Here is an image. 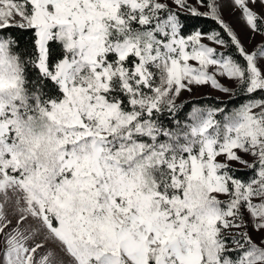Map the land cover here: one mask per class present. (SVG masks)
I'll use <instances>...</instances> for the list:
<instances>
[{
	"label": "snow or ice",
	"instance_id": "obj_1",
	"mask_svg": "<svg viewBox=\"0 0 264 264\" xmlns=\"http://www.w3.org/2000/svg\"><path fill=\"white\" fill-rule=\"evenodd\" d=\"M0 264H264V0H0Z\"/></svg>",
	"mask_w": 264,
	"mask_h": 264
},
{
	"label": "rangeland",
	"instance_id": "obj_2",
	"mask_svg": "<svg viewBox=\"0 0 264 264\" xmlns=\"http://www.w3.org/2000/svg\"><path fill=\"white\" fill-rule=\"evenodd\" d=\"M225 18L229 19V20H232L234 23H236L235 20H234V17H232L228 12L225 13ZM236 27H237L238 30H240V26H239L238 23H236Z\"/></svg>",
	"mask_w": 264,
	"mask_h": 264
},
{
	"label": "trees",
	"instance_id": "obj_3",
	"mask_svg": "<svg viewBox=\"0 0 264 264\" xmlns=\"http://www.w3.org/2000/svg\"><path fill=\"white\" fill-rule=\"evenodd\" d=\"M205 26H206V27H213L214 25L212 24V22L209 21V22L206 23Z\"/></svg>",
	"mask_w": 264,
	"mask_h": 264
}]
</instances>
